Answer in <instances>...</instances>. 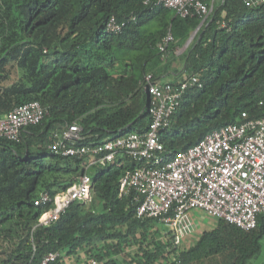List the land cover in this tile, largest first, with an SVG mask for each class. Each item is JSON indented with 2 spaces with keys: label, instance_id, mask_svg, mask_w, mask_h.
Segmentation results:
<instances>
[{
  "label": "trees",
  "instance_id": "trees-1",
  "mask_svg": "<svg viewBox=\"0 0 264 264\" xmlns=\"http://www.w3.org/2000/svg\"><path fill=\"white\" fill-rule=\"evenodd\" d=\"M112 15L125 22L120 31L107 30ZM201 21L156 0H0V114L31 101L47 110L18 140L0 137V264H41L51 252L60 256L49 264H69L82 252L87 264H249L258 256L264 213L254 230L216 219L190 248L176 247L163 221L136 217L133 190L120 193L125 170L145 160L117 156L101 164L51 149L74 122L81 129L76 146L145 132L151 121L145 77L164 82L175 48L197 27L171 82L187 71L201 86L184 91L158 133L164 161L212 130L241 123L244 111L249 119L264 116V2L218 0ZM169 32L174 39L163 52L158 44ZM83 174L93 179L90 198L39 224V194L55 197Z\"/></svg>",
  "mask_w": 264,
  "mask_h": 264
},
{
  "label": "built area",
  "instance_id": "built-area-1",
  "mask_svg": "<svg viewBox=\"0 0 264 264\" xmlns=\"http://www.w3.org/2000/svg\"><path fill=\"white\" fill-rule=\"evenodd\" d=\"M151 0H144L145 4ZM256 6L264 0H244ZM186 17L198 14L201 24L211 15L213 5L208 0H156ZM200 24V25H201ZM125 22L112 15L107 30L120 31ZM197 27L189 42L197 34ZM169 32L158 44L165 52L173 41ZM145 88L150 96L148 107L151 121L145 132L132 131L101 143L80 146V127L71 124L52 144L55 153L67 156L91 157L101 164L112 162L117 156H129L147 163L126 169L120 188L121 194L133 190L137 218H159L169 226L174 245L180 246L182 238L197 229L193 213L201 210L244 231L257 227L258 217L264 213V116L248 118L241 123L223 126L209 132L199 143L178 152L171 160L161 156L164 146L158 133L168 127L172 116L181 104L184 91L191 86H201L194 73L182 71L178 83L157 81L152 73L145 77ZM47 110L39 101H31L0 114V137L18 140L25 128L40 123ZM93 179L83 174L66 191L52 197L43 191L35 205L43 206L39 224H49L65 212L76 200L89 199ZM59 252L49 253L41 264L59 258ZM92 259L91 264H98ZM176 264H182L178 259Z\"/></svg>",
  "mask_w": 264,
  "mask_h": 264
},
{
  "label": "rangeland",
  "instance_id": "rangeland-1",
  "mask_svg": "<svg viewBox=\"0 0 264 264\" xmlns=\"http://www.w3.org/2000/svg\"><path fill=\"white\" fill-rule=\"evenodd\" d=\"M193 38L191 39L190 42H189L190 37L188 38L187 45L188 44L190 45ZM193 216H194V219L197 223V229L194 232H192L191 234H188L182 238L181 245H180L182 248L183 247L187 248V249L190 248L194 243H196L199 236L201 235V233L204 230L212 229L217 224L216 219L213 218L212 216L208 215L204 211L196 210V211H194ZM164 229H165V231H168L170 228L168 225L165 224ZM261 241L263 244V248H262L261 252L253 260H251L249 264H264V237L261 239ZM81 256L83 258L80 261H79L78 257H76V256L69 258V264H80L81 261L83 264H87L86 261L83 262V260L86 259L83 252H82V255H80L79 257H81ZM121 258L122 259L124 258L123 254L119 255V259H121Z\"/></svg>",
  "mask_w": 264,
  "mask_h": 264
},
{
  "label": "crops",
  "instance_id": "crops-1",
  "mask_svg": "<svg viewBox=\"0 0 264 264\" xmlns=\"http://www.w3.org/2000/svg\"><path fill=\"white\" fill-rule=\"evenodd\" d=\"M210 3L213 5V8L215 5L218 4V0H210ZM188 41V40H187ZM187 41L184 43V45L182 46H177L175 48L174 51V56L175 59L174 61L171 63V65L168 67V69L162 74V79L164 81H172L174 80L178 73L180 72L181 68H182V54L186 51V49L188 48L189 44L187 45ZM83 257H79V261L82 259ZM85 260H83L84 262ZM80 264H83L82 261L80 262Z\"/></svg>",
  "mask_w": 264,
  "mask_h": 264
}]
</instances>
